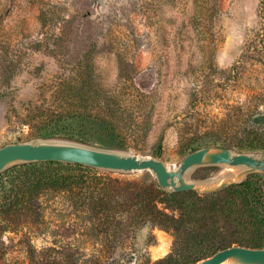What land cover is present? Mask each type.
Segmentation results:
<instances>
[{
    "label": "rangeland",
    "instance_id": "374dc122",
    "mask_svg": "<svg viewBox=\"0 0 264 264\" xmlns=\"http://www.w3.org/2000/svg\"><path fill=\"white\" fill-rule=\"evenodd\" d=\"M31 139L169 166L207 146L263 153L264 0H0V147ZM250 183L264 222V176ZM160 190L148 172L13 167L0 264H196L234 237L264 240V224L237 232L210 212L205 229L172 232L194 203L180 211Z\"/></svg>",
    "mask_w": 264,
    "mask_h": 264
},
{
    "label": "water",
    "instance_id": "95a60500",
    "mask_svg": "<svg viewBox=\"0 0 264 264\" xmlns=\"http://www.w3.org/2000/svg\"><path fill=\"white\" fill-rule=\"evenodd\" d=\"M47 162L123 175L148 172L158 187L168 194L211 195L240 185L251 175H264V152H237L218 146L199 148L187 154L176 166H169L157 157L62 139H31L0 147V175L16 166ZM206 167L219 168V172L205 179L193 177L196 171ZM196 264H264V247L235 245Z\"/></svg>",
    "mask_w": 264,
    "mask_h": 264
},
{
    "label": "trees",
    "instance_id": "16d2710c",
    "mask_svg": "<svg viewBox=\"0 0 264 264\" xmlns=\"http://www.w3.org/2000/svg\"><path fill=\"white\" fill-rule=\"evenodd\" d=\"M197 150V149H196ZM195 151V150H193ZM191 151V152H193ZM190 152V153H191ZM49 164H59L55 162H47ZM37 164V163H36ZM34 164V165H36ZM31 165V164H29ZM79 168L91 169L88 167H83L80 165H74ZM260 174H256L255 176H259ZM254 175L248 177L246 181H244L240 185L231 186L219 193L211 194V195H198L195 192H184V193H173L168 194L164 191H161L164 197L166 198V202L174 203L175 206L180 211H184L183 204L185 203L186 197L193 200L191 206L187 207V219L185 222H177L176 220L171 218L172 224L169 225L167 228L170 229L172 232H180L183 228L184 224H192L194 226L200 227V229H205V223L203 222L204 216H199V214H204L206 212H210L212 215L209 220L212 223H222L224 226H227L234 231L241 232L242 230H238L236 228H241L243 230L251 229L257 233L260 232V228L263 221H258V210L256 209V205L254 202H261V198L254 194V187L250 183V179ZM264 176V175H260ZM160 189V188H159ZM237 190V191H236ZM233 193V194H232ZM228 194L226 198L222 200V196ZM182 217V216H181ZM234 241L231 243L219 244L216 247L211 255L216 253L219 250L231 247V246H243V247H250V248H262L264 247V240L259 236L254 239H249L246 241L245 239L241 238H233Z\"/></svg>",
    "mask_w": 264,
    "mask_h": 264
}]
</instances>
